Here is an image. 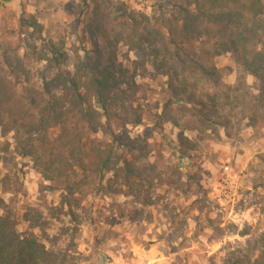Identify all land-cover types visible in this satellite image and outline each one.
<instances>
[{"label":"rangeland","instance_id":"obj_1","mask_svg":"<svg viewBox=\"0 0 264 264\" xmlns=\"http://www.w3.org/2000/svg\"><path fill=\"white\" fill-rule=\"evenodd\" d=\"M42 1L34 13L23 11L36 17L41 33L22 34L19 20L0 29V63L7 45L11 55L17 50L28 73L20 82L41 89L59 70L73 71L77 53L108 57L115 51L129 106L165 119L162 126L149 124L146 137H139L143 127L127 125L132 146L117 148L143 174V191L109 198L85 180L74 194L80 199L74 216L60 186L43 179L17 154L12 133L0 129V148L7 149L0 151V214L10 211L18 232L37 234L55 252L56 264H230L246 255L255 264L256 240L264 232V99L258 97L264 84L233 53L210 57L225 31L214 27L212 41L198 46L200 61L217 70L214 79L188 77L195 95L219 103L220 124H202L185 96L166 103L167 78L150 67L133 35L153 28L164 33L162 14L178 13V6L192 10V0ZM249 43L251 51L260 50ZM118 123L110 120L114 135L122 131ZM111 136L105 127L89 142Z\"/></svg>","mask_w":264,"mask_h":264},{"label":"trees","instance_id":"obj_2","mask_svg":"<svg viewBox=\"0 0 264 264\" xmlns=\"http://www.w3.org/2000/svg\"><path fill=\"white\" fill-rule=\"evenodd\" d=\"M192 4V10L177 7L183 19L172 11L167 17L162 14L160 27L164 33L157 28L134 32L135 46L148 57L150 67L167 78V104L176 105V100L185 96V106L191 107L200 123H217V98L212 96L206 101L189 89L188 77L194 73L209 81L217 73L214 67H206L200 61L204 50L198 47L199 43L212 41L214 27L221 28L225 36L213 43L216 53L210 57L233 53L246 71L264 84V0H192ZM19 27L25 35L30 29V35L41 33L42 29L33 14L24 13L19 17ZM250 41H255L260 50L251 51ZM16 51L11 55L7 45L1 53L0 129L3 134L12 133L17 154L28 157L43 179L60 186L64 193L62 203L72 216V208L80 201L74 196L75 191L85 180L109 198L121 192L128 196L140 194L145 178L131 160L122 159L117 148L132 146L127 125L143 127L139 137H146L150 128L162 126L165 118L161 113L150 118L142 112L143 108L129 106V91L122 87L124 72L115 65V51L110 50L108 57L96 50L92 54L77 53L74 70H59L43 81L41 89L20 82V77L28 73ZM258 97L264 99V88ZM111 119L120 120L122 131L117 135L111 130ZM105 127L111 140L89 142L90 135ZM5 150L6 147L0 148ZM17 225L18 220L10 211L0 214V264H56L55 252L32 231L18 232ZM256 243L258 255L254 262L264 264V232ZM245 263L250 264L247 255L230 262Z\"/></svg>","mask_w":264,"mask_h":264},{"label":"crops","instance_id":"obj_3","mask_svg":"<svg viewBox=\"0 0 264 264\" xmlns=\"http://www.w3.org/2000/svg\"><path fill=\"white\" fill-rule=\"evenodd\" d=\"M43 2L42 0H0V29L8 24H16L24 10L34 13L33 10L43 5Z\"/></svg>","mask_w":264,"mask_h":264},{"label":"built area","instance_id":"obj_4","mask_svg":"<svg viewBox=\"0 0 264 264\" xmlns=\"http://www.w3.org/2000/svg\"><path fill=\"white\" fill-rule=\"evenodd\" d=\"M228 169V167H226V170Z\"/></svg>","mask_w":264,"mask_h":264}]
</instances>
